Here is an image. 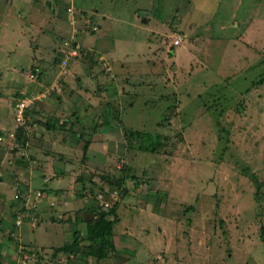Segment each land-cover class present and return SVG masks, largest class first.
<instances>
[{
  "label": "rangeland",
  "instance_id": "374dc122",
  "mask_svg": "<svg viewBox=\"0 0 264 264\" xmlns=\"http://www.w3.org/2000/svg\"><path fill=\"white\" fill-rule=\"evenodd\" d=\"M5 1L0 135L17 131L11 103L37 106L24 167L0 141V264H86L80 245L54 252L73 240L68 222L42 209L16 224L21 200L7 203L20 180L50 190L51 164L75 183L79 234L116 206L114 252L87 264H264V0H111L121 13L106 18L92 0H36L44 18Z\"/></svg>",
  "mask_w": 264,
  "mask_h": 264
},
{
  "label": "trees",
  "instance_id": "16d2710c",
  "mask_svg": "<svg viewBox=\"0 0 264 264\" xmlns=\"http://www.w3.org/2000/svg\"><path fill=\"white\" fill-rule=\"evenodd\" d=\"M29 121V112L28 110L25 111L24 114V125L28 124ZM28 126V125H27ZM47 129V126H44ZM24 126H18L16 131V139L14 142L13 149L11 151H14L13 154L17 157L14 164L18 166L24 167L26 165V160L24 159V156H26L28 149L30 145L27 144V138L24 135ZM86 145H84V150H86ZM10 151V152H11ZM18 153V154H16ZM124 182V181H121ZM18 191L15 193L17 195V200H21V209L20 212V219L22 222V218L26 216L29 218L30 216L33 219H36V221H40L38 218L39 211L42 209L51 210L53 217L50 219L53 222H62V223H69V228L72 230V237L73 240L71 242L64 241L60 246H58L55 249V253H65V254H74L75 248H78V246H82L84 248L83 250V258L84 262L87 264V258L93 257L98 262L100 260L105 258V255H108V252H114L115 246L112 240L113 235V228L116 222H118V217L116 215V206L108 209H100L96 216L89 219V223L91 224V231L87 235H81L79 234V231L76 230L75 224L78 222V213L82 209V205L79 207L73 206V204L77 203V199L74 200L73 198L71 200L67 199L66 204L59 203L58 200H56L54 203H49L48 201V207H46L45 203H43V198L49 200L51 195L54 196V193L50 190H45V188L38 189L33 194V191L29 190L27 191V188L25 189L26 185L23 183L22 180L18 182ZM20 191V192H19ZM14 194V195H15ZM22 195V196H21ZM45 195V196H44ZM29 197V199L27 198ZM42 200V201H41ZM74 200V202L71 204V202ZM41 201V204L38 205V203ZM15 203H12L10 207H13ZM30 204L29 206H27ZM32 205V206H31ZM64 205V206H62ZM41 206V207H40ZM49 210V211H50ZM71 210L73 213L77 214L76 216H73L76 218V221H71L73 218L72 216H68L65 219H57V216H60L61 213L64 214V211ZM77 210V211H75ZM91 211V210H90ZM47 213V212H46ZM80 216V215H79ZM84 219V218H82ZM83 242H86L85 245H82ZM79 250V249H78ZM100 264V263H97Z\"/></svg>",
  "mask_w": 264,
  "mask_h": 264
},
{
  "label": "crops",
  "instance_id": "0c3cea01",
  "mask_svg": "<svg viewBox=\"0 0 264 264\" xmlns=\"http://www.w3.org/2000/svg\"><path fill=\"white\" fill-rule=\"evenodd\" d=\"M5 1V0H4ZM36 0H11V9H12V4L14 3V2H17V3H19V4H21L23 7H25V6H27V4H33V6L35 7L36 5H39V3L40 2H35ZM85 1H88V0H85ZM6 2V1H5ZM70 2V1H69ZM0 5L2 6L3 4H2V2H1V0H0ZM72 5H73V1H72ZM85 5V7L86 8H88V7H90V11L92 12V14H94V15H97V16H99V18H106V17H108V16H110V15H113V13H114V11L115 10H117L119 13H121L120 11V9L122 8V6H118L117 5V3H115L114 5H113V1L111 2V0H92L91 1V3L89 4V5H87V4H84ZM1 6H0V8H1ZM37 12H38V14H39V16L41 17V18H44V17H42V15H45V11H44V9H42V7L39 5V6H37ZM80 10H83V9H80ZM56 11V10H55ZM54 11V8L52 9V12H54L55 14H56V12ZM12 14L13 15H15V16H19V12H16L14 9L12 10ZM54 14V15H55ZM73 14L76 16V15H80V14H78V12H76V11H73ZM13 23H15V21H11V25L13 24ZM43 24H39V28H41V26H42ZM59 23H58V26L57 27H59ZM42 29V28H41ZM42 33L43 34H45V32H44V30L42 31ZM13 69H14V66L12 67V69H11V77H12V74H13ZM37 78H40V74L38 75V77ZM39 82H42V79H39ZM25 91L26 90H21V92H20V90L18 91V93H20V94H24L25 93ZM34 93V92H33ZM41 93V92H40ZM31 95V94H30ZM39 95V94H38ZM24 97H27V96H24ZM47 104L49 103V102H46ZM12 105H13V103H11V118L13 117V115H14V111H13V107H12ZM36 106H37V104L36 105H33L30 109H29V112L34 108V110L36 109ZM42 109H43V107H41ZM50 110L51 109H49V113H51L50 112ZM51 114H54V113H51ZM10 116L8 117V118H6V119H10ZM56 117H58V116H56ZM37 118H41V116H37ZM29 119H30V114H29ZM9 122V121H8ZM7 126L6 125H2V124H0V130H4V128H6ZM25 127H27V126H25ZM24 127V128H25ZM41 128H43V129H41L42 130V132L41 133H39V134H37V136H38V138H32V139H34V140H40V138H42V136H43V139L46 137V136H48V135H46L44 132H49V130H47L44 126L43 127H41ZM11 132H13V131H10L9 133H5V135L2 133L1 135H0V141H3V142H7L8 143V147H9V145H10V143L12 142V139L8 136ZM14 133V141H15V137H16V133L15 132H13ZM8 137V138H7ZM48 141V142H47ZM47 141H44L43 140V142H41L39 145H38V147L37 148H40V149H43V148H45L46 149V146L48 145V146H50L51 145V148H53L54 147V144L55 143H57V142H54V143H52V141L51 140H47ZM45 142V143H44ZM6 143V144H7ZM48 143V144H47ZM27 144H28V141H27ZM42 145H43V148H42ZM61 145V144H60ZM8 147H7V151H9L8 150ZM30 150H31V153H33L34 152V149H33V146L32 145H30ZM11 151V150H10ZM9 151V152H10ZM39 151H41V150H39ZM38 153H36L35 154V156L37 155ZM55 154H58V153H56L55 152ZM61 166L60 165H57V164H51V167H50V170H51V173H49V174H44L43 173V175H42V178H43V181L45 182V184H44V186H48V188L50 189V191L51 192H53L54 193V196L52 195V198H53V200H58V202L59 203H62V204H66L67 203V196H69V197H72L74 200H76L77 199V203H75V204H73V206L74 205H76L77 207H79V206H81L82 205V203L80 202V198L79 197H77V196H74V191L76 190V186H75V183L73 182V184H69V186H67V187H64V186H61V184H62V182H63V178H64V176H66V174H65V170L63 169V170H61V168H60ZM18 169H20L21 167H17ZM23 181V183L25 184V185H28L27 184V182H28V180L26 181V180H22ZM26 188H29V190H31L30 189V186L29 187H25V189ZM74 190V191H73ZM80 193V192H79ZM8 201H10V199L8 200ZM8 201H7V203H8ZM12 203H15V201H11V204ZM62 206H64V205H62ZM75 206V207H76ZM51 217H53V215L51 216Z\"/></svg>",
  "mask_w": 264,
  "mask_h": 264
},
{
  "label": "built area",
  "instance_id": "2783aa9c",
  "mask_svg": "<svg viewBox=\"0 0 264 264\" xmlns=\"http://www.w3.org/2000/svg\"><path fill=\"white\" fill-rule=\"evenodd\" d=\"M67 10L70 12L71 11V8H68ZM65 44L67 45V42H65ZM78 49H79L78 44L75 45L74 47H70L69 48V51H68L69 55L70 56L77 57L78 56ZM62 62H63V64H65L66 63V58L63 59ZM42 95L45 96V94L43 93L39 97H41ZM34 101H35L34 98L24 97V98L20 99L16 103V105L13 108V111H14V120H15V123H16L15 124V128H17L18 126H22V125L24 126L23 123H24V114H25V111L34 104ZM8 136L12 139V142L9 145V148L11 150V149H13V146H14V142H13V140H14V133L11 132ZM14 198L17 199V195L16 194L14 195ZM20 223H21V219L18 218L16 220V224H20Z\"/></svg>",
  "mask_w": 264,
  "mask_h": 264
},
{
  "label": "water",
  "instance_id": "95a60500",
  "mask_svg": "<svg viewBox=\"0 0 264 264\" xmlns=\"http://www.w3.org/2000/svg\"><path fill=\"white\" fill-rule=\"evenodd\" d=\"M47 4H49V3L47 2ZM8 205H11V200L8 201ZM36 264H39V263H36Z\"/></svg>",
  "mask_w": 264,
  "mask_h": 264
},
{
  "label": "clouds",
  "instance_id": "9594fccd",
  "mask_svg": "<svg viewBox=\"0 0 264 264\" xmlns=\"http://www.w3.org/2000/svg\"><path fill=\"white\" fill-rule=\"evenodd\" d=\"M33 105H35V103H34ZM33 105H32V106H33ZM32 106H31V107H32ZM31 107H30V108H31ZM30 108H28V109H30ZM28 109H27V110H28ZM24 127H25V125H24ZM21 196H22V195H21ZM16 200H17V199L14 198V201H16Z\"/></svg>",
  "mask_w": 264,
  "mask_h": 264
}]
</instances>
